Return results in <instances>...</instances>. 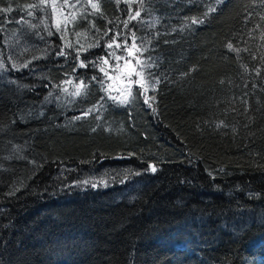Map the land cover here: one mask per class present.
<instances>
[{
	"label": "trees",
	"instance_id": "1",
	"mask_svg": "<svg viewBox=\"0 0 264 264\" xmlns=\"http://www.w3.org/2000/svg\"><path fill=\"white\" fill-rule=\"evenodd\" d=\"M92 3L0 0V264H264V0Z\"/></svg>",
	"mask_w": 264,
	"mask_h": 264
},
{
	"label": "snow or ice",
	"instance_id": "2",
	"mask_svg": "<svg viewBox=\"0 0 264 264\" xmlns=\"http://www.w3.org/2000/svg\"><path fill=\"white\" fill-rule=\"evenodd\" d=\"M89 3L91 4V7H92L94 10H97V11L99 10V9H98V5H97L96 3H92V0H89ZM11 10H12L11 8H8V9H3L2 11L10 12ZM29 14H31V13H29ZM138 15H139V13H137V16H138ZM198 22H199V21L196 20V19H194V20L192 21V23H198ZM57 26L59 27V25H57ZM108 47L111 48V47H112V44H109ZM117 47H120V45H117ZM228 47H229L230 50L232 49V45H231V44H229ZM128 54H129V56H134V53H133V51H132L131 49H128ZM60 55H64V52L61 51V52H60ZM116 58H117L118 60L120 59L119 56H117ZM76 59H78V60L80 59L79 55H77ZM104 63L107 64L108 61L105 59V60H104ZM136 63L139 64L140 61L137 59V60H136ZM88 66H89V64H88V62H86L85 60H80V63H79V65H78V67H80V68H87ZM92 66L95 67L96 65L93 64ZM25 67H26V65H25ZM126 67H127L128 70H129V76H131L133 73H134L135 75H137V76H140V75H141L140 72H137L136 69H135L134 67L131 66V63H130V62H126ZM17 70H19V69H17ZM100 70H101V71H104L103 68H101ZM105 75L107 76L108 74L105 73ZM108 78H109V79H112L111 76H109ZM93 79L95 80V79H97V78H96V77H93ZM130 82L133 83V84L139 83L141 87L144 86L143 83L138 82V81H130ZM68 83H71V81H68ZM101 83L103 84L102 81H101ZM83 87H84V84H83V82H81V84L77 86V90H76V92L72 93V95H77V96L80 95V94H81V89H82ZM108 87L110 88L111 86L109 85ZM65 91H67V89H65ZM130 96H132L131 89L128 90V95H127V96H124V99H123L122 101H120V102H121V103H127V102L129 101V97H130ZM114 99H117V98H114ZM150 99H153V98H151V97H147V98L145 99V103H146V104L149 103V100H150ZM149 106L151 107L150 104H149ZM89 111H91V109H90ZM152 171H153V172L156 171V168H155L154 166H152ZM82 183H83V184H89V181H83ZM91 186H92V187H96V184H92Z\"/></svg>",
	"mask_w": 264,
	"mask_h": 264
},
{
	"label": "water",
	"instance_id": "3",
	"mask_svg": "<svg viewBox=\"0 0 264 264\" xmlns=\"http://www.w3.org/2000/svg\"><path fill=\"white\" fill-rule=\"evenodd\" d=\"M116 159H119V158H116Z\"/></svg>",
	"mask_w": 264,
	"mask_h": 264
}]
</instances>
